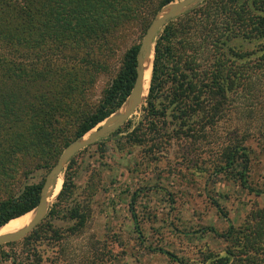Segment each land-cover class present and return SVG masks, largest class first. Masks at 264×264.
Listing matches in <instances>:
<instances>
[{
  "label": "trees",
  "instance_id": "trees-1",
  "mask_svg": "<svg viewBox=\"0 0 264 264\" xmlns=\"http://www.w3.org/2000/svg\"><path fill=\"white\" fill-rule=\"evenodd\" d=\"M173 2L0 0V175L18 174L19 166L28 175L42 166V160L56 164L72 141L122 108L135 83L140 44L128 50L122 70L91 113L78 117L74 112L75 117H68L63 99L59 105L52 99L59 81L65 79L55 68L63 73L64 65L41 59V46L55 48L63 64L71 56L94 63L90 47L96 41L111 45L135 25L146 32ZM236 41L254 42L256 50L232 47ZM256 53L255 66L263 70L264 0L206 1L159 34L141 119L136 125L128 122L117 133L130 129L126 144L144 147L151 158L181 139L209 144L211 131L228 121L231 91L246 83ZM66 84L69 92L78 88ZM246 149L241 144L228 146L218 166L239 177L243 188H247L249 171ZM8 162L12 165L5 168ZM68 180L66 173L58 200L65 196ZM42 186H26L19 196L0 203V228L33 211ZM69 210V219L76 222L72 231H81L88 216L79 206ZM50 229L56 242L63 239L59 230ZM35 232L38 227L21 242L0 246V264H44L40 240L32 241ZM221 236L228 243L226 256L212 260L214 255H209L210 264H264V209L251 211L243 224L231 225Z\"/></svg>",
  "mask_w": 264,
  "mask_h": 264
},
{
  "label": "rangeland",
  "instance_id": "rangeland-1",
  "mask_svg": "<svg viewBox=\"0 0 264 264\" xmlns=\"http://www.w3.org/2000/svg\"><path fill=\"white\" fill-rule=\"evenodd\" d=\"M146 32L135 25L111 45L96 41L90 47L94 63L71 56L63 64L55 48L41 46V59L64 65L63 73L55 68L65 78L52 97L55 104L63 99L68 117L91 113L122 70L128 50L141 44ZM231 46L256 50L254 42L236 41ZM258 55L252 56L251 67ZM248 72L246 83L231 91L228 121L211 131L209 144L181 139L151 158L144 147L126 144L129 129L76 154L61 177L63 183L66 173L69 177L65 196L52 198L32 239L40 240L44 264H210L207 256H226L228 243L221 235L231 225L243 224L251 211L264 209V69L255 66ZM66 83L78 88L69 92ZM145 103L128 122H139ZM240 144L249 155L247 188L231 171L218 168L224 149ZM54 165L42 160V166L28 175L20 166L18 174L0 175V203L19 196L26 186L44 185ZM76 206L88 216L79 232L72 231L76 222L68 217ZM49 225L64 234L62 240L56 242Z\"/></svg>",
  "mask_w": 264,
  "mask_h": 264
},
{
  "label": "water",
  "instance_id": "water-1",
  "mask_svg": "<svg viewBox=\"0 0 264 264\" xmlns=\"http://www.w3.org/2000/svg\"><path fill=\"white\" fill-rule=\"evenodd\" d=\"M204 0H181L179 2H173L172 7L170 10L162 15L163 11L168 7H165L151 22L141 44L139 47V52L137 55V67H136V79L131 91L130 96L126 100L125 104L119 110L108 117L104 122L100 123L98 126L93 130L88 132L86 135L90 134L88 139H84L86 137L83 136L70 145L66 147L64 152L62 153L61 157L57 161V163L52 168L51 172L47 176L45 183L42 188L41 197L38 206L34 209L36 210V214L31 222V224L7 237H0V246L14 243L23 240L27 235H29L33 230H35L44 220L47 215L50 200L54 195V191L56 189L57 183L59 178L63 175L64 169L66 165L70 162V160L78 154L80 151L95 145L102 139L109 137L110 135L114 134L118 129H120L128 120L133 116V114L143 105L146 101V98L143 99V87H144V64L145 59L147 57L148 52L150 49H153L155 55V42L162 32V30L169 25L172 21L178 18L180 15L185 13L187 10L191 9L192 7L196 6L200 2ZM154 64V63H153ZM153 73V71H152ZM126 107V112H125Z\"/></svg>",
  "mask_w": 264,
  "mask_h": 264
},
{
  "label": "bare ground",
  "instance_id": "bare-ground-1",
  "mask_svg": "<svg viewBox=\"0 0 264 264\" xmlns=\"http://www.w3.org/2000/svg\"><path fill=\"white\" fill-rule=\"evenodd\" d=\"M173 4L171 3L170 7H172ZM170 7L168 6L163 11L162 15L166 14L170 10ZM153 63H154V52H153V49L151 48L147 54V57L145 59V64H144L145 73H144L143 99L146 98V96H147L146 94H148V89H149L150 84H151L152 71H153V65H154ZM125 112H126V107H125ZM101 125H103V124H101ZM94 131L95 130H93L91 133H93ZM90 134L86 135V137L84 139H88ZM61 177L63 179V176H61ZM61 177L59 178L56 189L54 191V195H53L54 198L59 195V193L62 189L63 180L61 179ZM35 214H36V210H33L30 213H28L22 217H19L15 220L13 219V221L9 222L8 224H6L5 226L0 228V237L11 236V235L27 228L31 224Z\"/></svg>",
  "mask_w": 264,
  "mask_h": 264
}]
</instances>
